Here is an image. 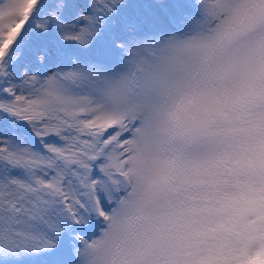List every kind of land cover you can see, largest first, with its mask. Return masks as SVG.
<instances>
[{
	"label": "snow or ice",
	"instance_id": "snow-or-ice-1",
	"mask_svg": "<svg viewBox=\"0 0 264 264\" xmlns=\"http://www.w3.org/2000/svg\"><path fill=\"white\" fill-rule=\"evenodd\" d=\"M0 264H264V0H0Z\"/></svg>",
	"mask_w": 264,
	"mask_h": 264
},
{
	"label": "rangeland",
	"instance_id": "rangeland-1",
	"mask_svg": "<svg viewBox=\"0 0 264 264\" xmlns=\"http://www.w3.org/2000/svg\"><path fill=\"white\" fill-rule=\"evenodd\" d=\"M5 2H7V0H5Z\"/></svg>",
	"mask_w": 264,
	"mask_h": 264
}]
</instances>
